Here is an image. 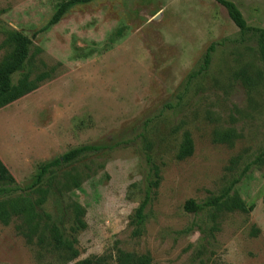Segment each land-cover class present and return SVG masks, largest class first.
Masks as SVG:
<instances>
[{"label":"rangeland","instance_id":"obj_1","mask_svg":"<svg viewBox=\"0 0 264 264\" xmlns=\"http://www.w3.org/2000/svg\"><path fill=\"white\" fill-rule=\"evenodd\" d=\"M0 0V43L15 29L41 48L34 65L53 69L33 91L0 108V159L25 193L43 202L66 236L72 201L85 209L78 255L28 243L20 219L0 221V264H77L115 248L148 252L151 264H264V66L258 33L240 31L216 0ZM264 29V0H230ZM213 44L210 61L202 57ZM4 49L0 47V59ZM191 156L177 159L183 132ZM231 138L223 139V133ZM100 150L47 172L69 149ZM160 170L143 234L129 217L144 194L146 154ZM234 159V162L231 160ZM78 172L79 186L67 183ZM236 181L249 212H190ZM214 213V216H213Z\"/></svg>","mask_w":264,"mask_h":264},{"label":"trees","instance_id":"obj_2","mask_svg":"<svg viewBox=\"0 0 264 264\" xmlns=\"http://www.w3.org/2000/svg\"><path fill=\"white\" fill-rule=\"evenodd\" d=\"M87 1L90 0L62 1L42 29L56 23L70 6L78 2ZM216 1L226 8L228 16L240 31L252 30L258 33V51L264 66V29L249 26L234 2L230 0ZM3 33L4 38L0 43V47L4 49V54L0 59V108L36 89L42 81L50 78L53 72L52 68L40 70L34 65L35 57L42 50L33 43L31 38L12 28H5ZM213 48L214 45L211 44L203 54L202 69L208 66ZM222 137L223 139H229L231 134L226 132L223 133ZM100 149L101 147L96 145H82L69 149L60 157L43 163L32 183V187H38L42 177L50 170L71 164L81 156ZM193 150L192 137L188 131H184L176 157L177 159L189 157L192 155ZM146 162L149 167L144 182V194L140 203L129 217L131 235L135 237L143 234L146 206L151 199L152 190L158 187L161 178L158 165L153 162L148 153L146 154ZM231 162H234V159ZM67 175L68 181L66 184L71 183L75 187L79 186L80 175L78 172L71 173L67 171ZM235 182H231L219 193L208 197L202 202H196L192 198L187 199L183 206L184 209L190 212H199L206 209L213 210L214 213L224 211L249 212L252 210L253 205H246L234 188ZM20 190L21 186L16 183L15 178L0 159V221L3 224H8L13 217L19 218L20 223L16 227L25 236L28 243L36 239L37 244L50 245L68 260L75 258L79 252L75 246L77 239L74 234L86 227L84 207L75 201L68 204L72 208L73 224L70 226L71 233L66 236L64 231L49 219L50 215L48 213L37 208L43 201L34 199L25 193H18ZM111 256V253L109 255H92L78 261L77 264H109L108 257L110 258ZM113 257L115 264H151L152 261L148 252L136 253L119 247L115 248Z\"/></svg>","mask_w":264,"mask_h":264}]
</instances>
